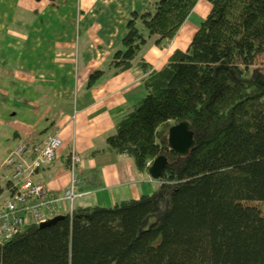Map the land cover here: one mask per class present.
<instances>
[{
  "label": "trees",
  "instance_id": "trees-1",
  "mask_svg": "<svg viewBox=\"0 0 264 264\" xmlns=\"http://www.w3.org/2000/svg\"><path fill=\"white\" fill-rule=\"evenodd\" d=\"M198 1L148 0L131 13L109 65L140 70L146 95L100 152L127 156L141 172L165 156L158 187L113 207H75L49 226L29 223L0 245V264H264V218L248 205L264 201V68L256 64L264 0H206L210 12L185 52L159 70L142 57L151 38L164 48ZM102 75L93 72L87 86ZM182 121L194 146L178 156L167 136ZM77 176L81 191L101 187Z\"/></svg>",
  "mask_w": 264,
  "mask_h": 264
},
{
  "label": "crops",
  "instance_id": "crops-1",
  "mask_svg": "<svg viewBox=\"0 0 264 264\" xmlns=\"http://www.w3.org/2000/svg\"><path fill=\"white\" fill-rule=\"evenodd\" d=\"M147 2L0 0V164L19 146L26 147L31 160L48 136L57 135L62 144L55 160L29 176L55 198L69 187L72 151L80 157L77 175L86 176L90 185L101 184L77 198L75 202L83 201L76 208L93 207L91 202L113 207L154 192L159 182L136 170L131 158L100 152L116 122L146 95L140 70L115 73L109 65L122 48L131 13L143 11ZM210 9L199 0L164 48L149 39L143 59L159 70L175 52H185ZM95 71L103 75L88 87ZM94 151L99 153L92 155ZM7 170L1 164V187L10 184ZM57 206L64 214L69 204L61 200Z\"/></svg>",
  "mask_w": 264,
  "mask_h": 264
},
{
  "label": "built area",
  "instance_id": "built-area-1",
  "mask_svg": "<svg viewBox=\"0 0 264 264\" xmlns=\"http://www.w3.org/2000/svg\"><path fill=\"white\" fill-rule=\"evenodd\" d=\"M61 144L57 135H51L31 160L26 159L28 151L25 146L16 147L3 160L2 169L10 170V187L7 194L0 195V245L12 239L25 225H40L61 214L57 206L61 200L69 204L67 212L71 213L75 200L84 195L76 172L80 158L73 151L68 158L69 187L62 198H55L45 186L29 180L38 168L55 160Z\"/></svg>",
  "mask_w": 264,
  "mask_h": 264
},
{
  "label": "water",
  "instance_id": "water-1",
  "mask_svg": "<svg viewBox=\"0 0 264 264\" xmlns=\"http://www.w3.org/2000/svg\"><path fill=\"white\" fill-rule=\"evenodd\" d=\"M167 143L171 150H173L178 156H185L188 151L194 146L193 133L190 130V125L186 121L179 122L171 126L168 130ZM167 160L165 156L157 157L148 169V174L153 180L159 179L161 171L166 165ZM63 216H56L45 223L39 225V227H45L52 225L59 221Z\"/></svg>",
  "mask_w": 264,
  "mask_h": 264
},
{
  "label": "rangeland",
  "instance_id": "rangeland-1",
  "mask_svg": "<svg viewBox=\"0 0 264 264\" xmlns=\"http://www.w3.org/2000/svg\"><path fill=\"white\" fill-rule=\"evenodd\" d=\"M256 64L257 65H260L261 67L264 68V55L263 56H260L257 59ZM263 71H264V69H263ZM1 164H0V166H1ZM7 171H9V169ZM116 196L118 198V195H116ZM91 198H93V197H91ZM78 200L76 202H74L75 203V205H74L75 207L77 206ZM118 200H119V198H118ZM82 201H83V199L82 200H79V202H82ZM89 205L94 206L95 204L93 202H91ZM248 205H251V206L255 207L260 212L261 216L264 218V201L250 202V203H248Z\"/></svg>",
  "mask_w": 264,
  "mask_h": 264
},
{
  "label": "clouds",
  "instance_id": "clouds-1",
  "mask_svg": "<svg viewBox=\"0 0 264 264\" xmlns=\"http://www.w3.org/2000/svg\"><path fill=\"white\" fill-rule=\"evenodd\" d=\"M59 215H61V214H59ZM59 215H57V216H59ZM56 217V216H55ZM54 218V217H53Z\"/></svg>",
  "mask_w": 264,
  "mask_h": 264
}]
</instances>
